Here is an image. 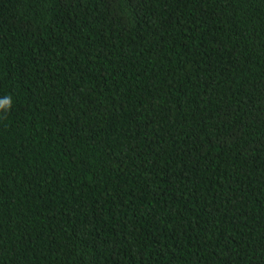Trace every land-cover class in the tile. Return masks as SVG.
Listing matches in <instances>:
<instances>
[{"label": "trees", "instance_id": "trees-1", "mask_svg": "<svg viewBox=\"0 0 264 264\" xmlns=\"http://www.w3.org/2000/svg\"><path fill=\"white\" fill-rule=\"evenodd\" d=\"M0 264H264V0H0Z\"/></svg>", "mask_w": 264, "mask_h": 264}, {"label": "clouds", "instance_id": "clouds-1", "mask_svg": "<svg viewBox=\"0 0 264 264\" xmlns=\"http://www.w3.org/2000/svg\"><path fill=\"white\" fill-rule=\"evenodd\" d=\"M6 107H10V98H5L2 102H0V109H4Z\"/></svg>", "mask_w": 264, "mask_h": 264}]
</instances>
